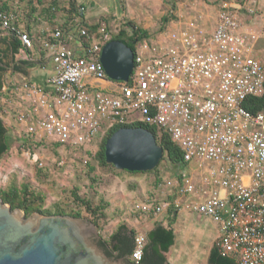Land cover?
Wrapping results in <instances>:
<instances>
[{
	"label": "built area",
	"instance_id": "1",
	"mask_svg": "<svg viewBox=\"0 0 264 264\" xmlns=\"http://www.w3.org/2000/svg\"><path fill=\"white\" fill-rule=\"evenodd\" d=\"M216 9L211 31L190 23L176 36L165 30L155 43H139L127 82L104 70L101 51L111 38L104 25L88 45L80 28L66 38L56 29L42 43L53 65L49 89L23 83L22 101L30 106L18 105L12 117L36 142L93 152L114 126L141 122L163 130L181 148L184 171L157 188L170 191L171 201L148 200L137 211L157 216L171 206L199 214L217 225L222 255L264 264V107L254 113L246 105L264 97L258 46L264 23L259 31L245 30L243 20L259 15L264 21V0H220ZM10 19L0 12V26ZM19 38L33 47L26 32ZM144 238L136 236L131 258L141 259Z\"/></svg>",
	"mask_w": 264,
	"mask_h": 264
},
{
	"label": "trees",
	"instance_id": "2",
	"mask_svg": "<svg viewBox=\"0 0 264 264\" xmlns=\"http://www.w3.org/2000/svg\"><path fill=\"white\" fill-rule=\"evenodd\" d=\"M165 1L169 3L170 8L167 14L163 15L160 19L157 35L164 32L168 25L177 19L175 15V0ZM85 10H87L86 6L82 3H78V0H0V12L5 13L7 16H11L6 28L0 26V98L5 95L10 98L13 94L11 90L13 88L15 89L14 85H8L6 82L8 74L23 75L25 72V62L18 63L16 61V55L25 48V46H22L19 38V33L23 31H27L31 36L33 35L36 44H38V40L43 39L41 42L42 45L43 41L51 40L50 35L56 29H60L63 33L62 38H66L69 31L75 32L77 28H80V30L85 31L87 34V36H81L84 43L87 44L93 36H96L100 26L104 25L111 33L110 40L121 41L134 52H136L139 43L143 41L147 42L152 39V35L149 31L141 28L130 20L121 21L116 32H114L115 17L109 18L101 16L96 22L89 23L86 21ZM123 10L122 7V11ZM45 23L49 25L48 27L51 28V31L45 29L46 25H43ZM39 27H41V30L35 31ZM9 70L10 72L8 73ZM5 86L7 87V91L3 93ZM246 105L250 111L256 113L264 107V97L251 98ZM3 112L4 108L0 105V160L10 152L12 141H15L18 150L27 149L28 151H34L37 150L38 147L45 146V143L36 142L33 138L28 136H23V138L17 137L14 128L10 130L5 126ZM122 127H141L149 130L155 136L157 144L163 149V157L159 165L153 171L126 172L131 175L155 174L153 188L157 189L166 181V178L162 176L160 166L163 162H167L169 167L173 170L175 177L179 178L186 163L181 148L172 141L171 136L156 126L146 123H127L114 126L108 130L97 143L96 151H84V148L77 149L86 154V163H84L85 157L83 156L81 162L85 168L83 173L89 179L91 184L90 188L92 190L94 185L99 183L97 166L113 172H122L115 169L111 164H107L104 157V145L106 140ZM52 147L53 151L57 153V149L60 148L61 145L53 144ZM66 148L70 147L67 146ZM92 161H96L97 166H95ZM40 166H42L41 163ZM36 170L38 177H41L43 171L41 168H38V163L36 164ZM80 190V187L77 185L69 190L71 202L74 205V209L69 210L58 203L55 204L53 211L46 209V194L32 188L30 183L24 182L21 184L11 182L4 188L0 187V199L3 203L9 205L12 210L17 209L24 212L26 217L34 213H39L43 215H63L82 218V211H84L87 214L86 219L92 222L98 230H103L112 220L108 212V208L110 207L109 201L103 196L98 198L90 197L86 193H81ZM172 199V196H168L166 200L171 201ZM176 217L177 211L171 206L168 207L167 226H163L160 222L155 223L152 229L146 233L143 254L139 264L167 263V254L175 243L173 224L176 221ZM136 236L137 231L131 228L126 222H123L115 227L107 238L100 236V240L102 241L101 246L109 257H127L131 259L135 247ZM115 253L117 256H114ZM208 263L237 264L234 258L222 255L217 245L211 248Z\"/></svg>",
	"mask_w": 264,
	"mask_h": 264
},
{
	"label": "rangeland",
	"instance_id": "3",
	"mask_svg": "<svg viewBox=\"0 0 264 264\" xmlns=\"http://www.w3.org/2000/svg\"><path fill=\"white\" fill-rule=\"evenodd\" d=\"M201 1L213 6L212 8L216 7L219 3V0H175V15L177 17L175 21H178L181 12L182 15L180 16L189 17L192 15V18L190 19L194 20V24L197 23L206 28L202 22L203 17L201 15L194 16L192 8L186 6L187 4L191 6L192 3H199ZM78 3L84 4L87 8V10H85L87 22L94 23L101 16L109 18L115 17L116 21L114 25H118L121 21L130 20L151 33L152 43L159 40V34L157 35V33L159 30L160 19L163 15L167 14L170 8L169 3L165 0H78ZM122 7L124 9L123 11ZM254 22V25L250 27L259 31L264 23L263 18L256 15L254 16ZM43 25H46L45 29L47 31H51V28L48 27L49 25L46 23ZM171 30L173 29L171 28ZM173 32L174 31H172V33ZM177 32L176 34H178ZM164 42L166 46H172L173 44L172 40L166 38ZM258 46L259 49L264 50V39L259 42ZM138 52L142 55L148 53L147 51L142 50L141 47L138 48ZM3 90V93H5L7 88L5 87ZM0 99L4 112L6 113V115H3L5 126L10 130L14 128L16 130L15 135L23 138V136H26L27 128L24 124L19 125L13 119L12 116L15 111L6 106L10 102V98L5 95ZM52 145L53 143H45V146L38 147V149L34 151H28L27 149L18 150L15 141H12L10 152L0 160V187L4 188L11 182H17L18 184L23 182L30 183L32 188L46 194L47 200L45 208L51 211H53L56 203L62 205L67 210L74 209L69 190L76 185L80 187L81 193H86L90 197L98 198L103 196L107 201L112 199L113 202L111 204L109 201L110 207L108 208L112 220L106 228L98 230L99 235L104 238H107L115 229V222L124 210L137 211L132 205H123L122 208H120L114 204L119 203L124 195L129 194L133 195L137 202L140 203L142 202V190L146 189L148 192L150 190H156L153 188L155 174L131 175L126 171L120 173L113 172L111 170L100 168L97 166L96 161H92V163L97 166L99 183L94 185L92 190L90 188L91 184L89 179L83 173L85 170L84 165L81 162V158L84 157L83 152L75 149L76 152L74 149L61 146L57 149L56 153L53 151ZM60 162H62V164H60ZM37 163L38 168H41L43 171L41 177H38L36 174ZM40 163L42 166H40ZM195 166L196 165L192 166L194 173L198 170ZM170 169L171 168L167 162L161 164L160 171L163 178L167 176L166 173H168ZM188 213L191 214L188 220L184 221L182 216H179L177 219L174 228L178 239L176 244L171 247L169 257L175 258V254L178 253L182 257L181 263H184L187 258L191 257L190 255L185 256V254L195 252L197 256L193 261L194 264H208V252L213 242V234L217 231V225L209 219H203L199 214L194 212ZM82 215V218L86 219L87 214L84 211H82ZM157 216L159 221L165 219L164 213ZM128 225L130 226V224ZM189 225H193V228L189 229ZM191 229V242L193 245L188 244L187 246L189 248L186 246L187 252L186 250L181 252V245L184 241V232ZM144 232L143 229L142 234H144Z\"/></svg>",
	"mask_w": 264,
	"mask_h": 264
},
{
	"label": "water",
	"instance_id": "4",
	"mask_svg": "<svg viewBox=\"0 0 264 264\" xmlns=\"http://www.w3.org/2000/svg\"><path fill=\"white\" fill-rule=\"evenodd\" d=\"M100 60L111 80L127 82L134 51L110 40ZM104 157L120 171L150 172L159 165L163 149L149 130L122 127L106 140ZM93 233L99 236L97 227L86 219L39 213L26 217L0 199V264H130L124 258L108 257L91 239ZM131 259L135 264L141 260Z\"/></svg>",
	"mask_w": 264,
	"mask_h": 264
},
{
	"label": "crops",
	"instance_id": "5",
	"mask_svg": "<svg viewBox=\"0 0 264 264\" xmlns=\"http://www.w3.org/2000/svg\"><path fill=\"white\" fill-rule=\"evenodd\" d=\"M186 6H189L190 8H192V10L194 11L193 12L194 16H196V15L200 16L201 15L203 17L202 22L209 31L214 29L215 23H216V10H217L216 8H217V6L212 8L213 6H210L208 4L203 3V1H201L199 3H192L191 6L189 4H187ZM186 6H183V7H186ZM180 15H182L181 12H180ZM180 15L178 17L179 18L178 21H172L166 29V31H170L171 34H174L175 36H176L177 31L179 32L186 25L193 23V21H194V20L190 19V18H192V15L189 17H184V16H180ZM243 20H244V29L245 30L251 29V27L255 23L254 18H252V17L244 16ZM202 22H201V24H202ZM40 28L41 27H39L36 30L34 29V30L40 31L41 30ZM171 28L173 30H171ZM172 31H174L175 33L174 32L172 33ZM23 32H27V31H23ZM27 34H28V32H27ZM28 36L31 38V40L33 42V47L32 48H26L25 47L18 55H16V61L18 63L23 62V61L25 62V69H24L25 72L23 73V75H18V74L17 75H10V74H8L10 72V70H9L7 73L8 76L6 78V82L8 83V85H14V87H15V89L13 88L11 90V92H13V94L11 95V97L9 99V100H11V102L8 103V106L10 108H12L14 111H17L19 109L18 105H21L23 103L27 104L28 107L30 106V101H28V100L22 101L23 100L22 99L23 93L25 92V91L23 92V90H24L22 87L23 83L27 82L29 84L37 85L38 87H41V88L43 87L44 89L48 90L49 86L47 85L46 81L49 77H51V75H53V65L50 61V58H49L47 52L44 49H42L41 42L43 39L38 40V44H36L35 38L33 37V35L31 36L28 34ZM16 88H17V90H16ZM14 90H16V91H14ZM182 172H181V174H182ZM166 175H167L165 177L166 180H173L176 178L175 175L173 174L172 169H170L169 172L166 173ZM168 194H171L170 191H168V190L161 191V189H156V190H150L148 192L146 189H144V190H142V196H141L142 202H140V203L146 202L148 200H154V199L158 202H163L167 198L166 196H168ZM109 201L112 204L113 200L109 199ZM140 203L137 202L136 198L133 195L129 194V195H124L120 199L119 203H116L114 205L119 206L120 208H122L123 205H125V206L132 205L135 208V205L140 204ZM164 214H165V219L163 221H159L157 219L158 216H156V215L143 214L139 211L124 210L123 213L120 215V217L117 218V220L115 222L116 223L115 227H117L119 224H121L123 222H126V223L130 224L131 228H134L137 231V235L145 236L146 233L152 229V227L155 225V223L160 222V223H162L163 226H165V227L167 226V223H168V221H167V209L164 211ZM190 215H191L190 213L184 212V211L177 212L176 221L173 224V229H174V233H175L174 245L176 244L177 239H178L176 230L174 228L176 225L178 217L182 216L184 221H185V220L189 219ZM201 217L203 219L206 218L203 216H201ZM206 219H208V218H206ZM190 228H193V225H189V229ZM143 229L145 231L144 234H142ZM191 233H192V229L189 231L186 230L184 232V235H183L184 241L181 245V252L184 250H186V252H187L186 246L188 244L193 245L191 242L192 241ZM217 239H218V227H217L216 233L213 234V242H212V245L209 249L208 257H209V253H210L211 248L214 245H216ZM170 252H171V249L167 254V260L170 264H194L193 261H194L195 257L197 256V254H195V252L192 253L190 251L191 253H187V254H185V256L190 255L191 257L187 258L186 262L181 263L182 257L180 256V254L176 253L175 258H170L169 257ZM178 252H180V251H178ZM208 257H207V261H208Z\"/></svg>",
	"mask_w": 264,
	"mask_h": 264
},
{
	"label": "flooded vegetation",
	"instance_id": "6",
	"mask_svg": "<svg viewBox=\"0 0 264 264\" xmlns=\"http://www.w3.org/2000/svg\"><path fill=\"white\" fill-rule=\"evenodd\" d=\"M100 236L101 235H97V234H95V233H93L92 234V237H91V239L105 252V250L102 248V246H101V243H102V241L100 240ZM105 254H106V252H105ZM107 255V254H106ZM108 256V255H107ZM114 256H117V254L115 253L114 254ZM109 257V256H108ZM110 258H112V259H119V258H124V260L125 261H127L128 263H130V264H135L136 262H134L132 259H128L127 257H118V258H115V257H110Z\"/></svg>",
	"mask_w": 264,
	"mask_h": 264
}]
</instances>
